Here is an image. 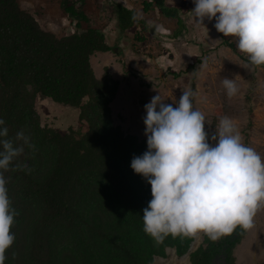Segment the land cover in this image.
Wrapping results in <instances>:
<instances>
[{"label":"trees","instance_id":"trees-1","mask_svg":"<svg viewBox=\"0 0 264 264\" xmlns=\"http://www.w3.org/2000/svg\"><path fill=\"white\" fill-rule=\"evenodd\" d=\"M140 4L144 14L157 10L174 20V38L185 30L181 11L165 0ZM59 6L75 29L62 38L43 30L17 0H0V118L11 134L26 130L36 146L22 157L25 170L5 174L19 213L12 230L20 232L5 264H151L165 257L166 248L185 255L192 237L169 236L157 245L143 231L151 186L130 165L147 143L113 126L110 103L118 83L109 76L98 80L90 63L93 54L111 50L104 33L89 25L83 0H60ZM113 13L120 33L146 29L133 9L115 4ZM35 97L77 110V127H41L31 104ZM245 233L238 228L217 241L205 236L189 254L190 264H234Z\"/></svg>","mask_w":264,"mask_h":264},{"label":"clouds","instance_id":"clouds-1","mask_svg":"<svg viewBox=\"0 0 264 264\" xmlns=\"http://www.w3.org/2000/svg\"><path fill=\"white\" fill-rule=\"evenodd\" d=\"M192 3L188 13L196 25L207 29L205 21H215V30L235 43L249 68H264V0ZM222 86L229 99L239 93L236 76L224 77ZM195 96L186 88L178 101L167 103L158 92L144 106L147 150L134 156L130 166L151 186L143 231L157 245L169 236L204 235L217 241L238 228L252 230L264 209V156L244 142L231 117H222L209 134ZM35 148L26 130L11 134L0 118V264L15 242L12 229L19 215L5 174L25 170L22 157Z\"/></svg>","mask_w":264,"mask_h":264},{"label":"rangeland","instance_id":"rangeland-1","mask_svg":"<svg viewBox=\"0 0 264 264\" xmlns=\"http://www.w3.org/2000/svg\"><path fill=\"white\" fill-rule=\"evenodd\" d=\"M83 1L89 25L104 33L111 48L108 52L93 54L90 63L98 80L109 76L118 83L110 111L113 126L123 135L146 142L144 106L158 92L162 98L169 99L167 103H172L171 99L178 101L182 90L190 88L196 92L195 106L205 114L210 125H205L209 134L222 117H231L244 142L264 156V69L249 68L244 54L222 34L234 45V50L223 46L213 26L215 21H205L208 30L196 25L188 13L194 8L192 0H165L168 6L181 11L184 20L185 30L177 38L173 36L175 21L162 17L157 10L144 14L141 0ZM17 2L43 30L56 37L74 32V24L60 9V0ZM115 4L133 9L137 19L145 22L146 29L135 26L120 33L113 13ZM235 76L239 93L229 99L222 79ZM31 104L41 127L62 132L77 127V110L40 97H35ZM91 212H97V208ZM112 216L115 219V215ZM16 230L12 231L18 238L20 232ZM22 234L26 235L27 231ZM204 237H192L190 248L183 256H177L173 248H166L165 257H155L151 264H190L189 254L202 245ZM233 255L234 264H264V209L257 213L255 227L246 231ZM213 264H223V261L218 259Z\"/></svg>","mask_w":264,"mask_h":264}]
</instances>
